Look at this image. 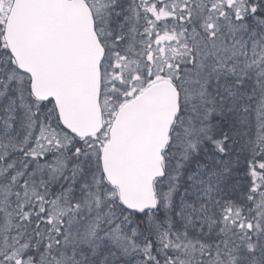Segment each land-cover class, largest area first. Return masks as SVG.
I'll return each mask as SVG.
<instances>
[{"label": "snow or ice", "instance_id": "6c2138e0", "mask_svg": "<svg viewBox=\"0 0 264 264\" xmlns=\"http://www.w3.org/2000/svg\"><path fill=\"white\" fill-rule=\"evenodd\" d=\"M0 264H264V0H0Z\"/></svg>", "mask_w": 264, "mask_h": 264}]
</instances>
